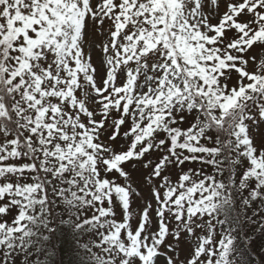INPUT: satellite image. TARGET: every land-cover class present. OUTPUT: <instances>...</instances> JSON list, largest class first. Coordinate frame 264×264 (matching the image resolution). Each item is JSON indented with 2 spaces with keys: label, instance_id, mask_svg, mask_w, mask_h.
I'll list each match as a JSON object with an SVG mask.
<instances>
[{
  "label": "snow or ice",
  "instance_id": "obj_1",
  "mask_svg": "<svg viewBox=\"0 0 264 264\" xmlns=\"http://www.w3.org/2000/svg\"><path fill=\"white\" fill-rule=\"evenodd\" d=\"M0 264H264V0H0Z\"/></svg>",
  "mask_w": 264,
  "mask_h": 264
}]
</instances>
